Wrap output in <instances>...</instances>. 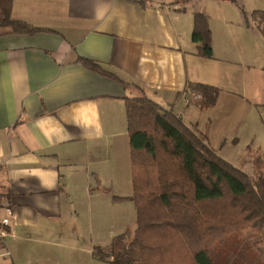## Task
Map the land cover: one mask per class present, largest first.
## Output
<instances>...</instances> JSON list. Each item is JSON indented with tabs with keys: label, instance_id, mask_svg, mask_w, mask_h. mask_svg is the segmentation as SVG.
Masks as SVG:
<instances>
[{
	"label": "crops",
	"instance_id": "0c3cea01",
	"mask_svg": "<svg viewBox=\"0 0 264 264\" xmlns=\"http://www.w3.org/2000/svg\"><path fill=\"white\" fill-rule=\"evenodd\" d=\"M255 10L264 0H13L12 18L39 30L0 33V264L97 263L48 249L91 252L98 200L131 195L125 98L138 92L233 166L241 144L264 155V38L242 15ZM197 12L211 58L191 40ZM194 83L219 89L214 105Z\"/></svg>",
	"mask_w": 264,
	"mask_h": 264
},
{
	"label": "trees",
	"instance_id": "16d2710c",
	"mask_svg": "<svg viewBox=\"0 0 264 264\" xmlns=\"http://www.w3.org/2000/svg\"><path fill=\"white\" fill-rule=\"evenodd\" d=\"M13 0H0V33L39 30L11 16ZM264 38V10L251 13ZM191 40L211 58L207 16H193ZM91 70L99 63L83 60ZM126 85V83H124ZM189 88L204 106L215 104L219 89ZM135 224L130 238L119 234L92 255L110 264H236L221 244L234 238L264 243V155L248 146L252 174L219 156L204 136L143 93L125 98ZM120 200L125 197H115ZM259 264H264V251ZM260 259V258H259Z\"/></svg>",
	"mask_w": 264,
	"mask_h": 264
},
{
	"label": "rangeland",
	"instance_id": "374dc122",
	"mask_svg": "<svg viewBox=\"0 0 264 264\" xmlns=\"http://www.w3.org/2000/svg\"><path fill=\"white\" fill-rule=\"evenodd\" d=\"M243 15V25L250 26L251 18L249 15ZM219 18H214L213 22L218 23ZM254 145H250L252 149ZM235 152V151H232ZM235 154V153H234ZM248 151L245 147V144H241L236 151L235 154V162L239 164L244 172L248 174H252L253 167L250 164L248 158ZM125 197V196H124ZM98 218H97V226L92 235L93 244L91 247V252L89 251H77V250H69L67 251H58L57 249H48V252H51L54 255L59 256V258H63L64 256H68L71 261H76V259H80V262H83L84 259H88L89 256L97 259L96 264H110V262L97 258L92 255V251H95L98 246L107 247L111 240L122 234L127 238L132 237L134 229L136 227L135 224V209L133 202H131L126 197L123 199H116L115 197L109 201L98 200ZM89 237L87 241L84 242L82 246L88 247ZM222 250H231L234 251L229 257L230 261H234L236 264H259L261 262V257L258 258L260 253L264 251V243L255 242L253 240H240V239H228L221 245ZM89 248V247H88ZM47 250V249H44ZM82 260V261H81ZM7 264H10V259L6 260ZM79 262V261H78Z\"/></svg>",
	"mask_w": 264,
	"mask_h": 264
},
{
	"label": "built area",
	"instance_id": "2783aa9c",
	"mask_svg": "<svg viewBox=\"0 0 264 264\" xmlns=\"http://www.w3.org/2000/svg\"><path fill=\"white\" fill-rule=\"evenodd\" d=\"M0 160V165H1ZM11 221L8 218L0 217V257L10 256V252L5 247L4 238L8 235L11 229Z\"/></svg>",
	"mask_w": 264,
	"mask_h": 264
}]
</instances>
